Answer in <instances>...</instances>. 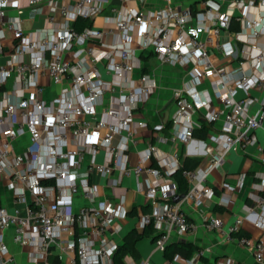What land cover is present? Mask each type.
<instances>
[{
  "label": "built area",
  "instance_id": "1",
  "mask_svg": "<svg viewBox=\"0 0 264 264\" xmlns=\"http://www.w3.org/2000/svg\"><path fill=\"white\" fill-rule=\"evenodd\" d=\"M18 1L0 0V178H6L13 197L12 208L0 204V264H20L5 241L8 229L15 243L28 248L33 264H113L119 246L115 235L122 231L117 218L127 211L113 200L100 199L91 177L98 173L112 179L115 171L149 176L144 192L152 211L141 214L137 229L153 223L155 248L164 253L175 235H185L193 227L180 203L173 201L177 185L171 174L182 167L179 146L194 140L196 127H211L222 119L206 145L209 167L182 170L188 181L185 199L201 205L215 195L206 183L210 171L221 167L230 151L257 144V131L264 128V47L256 43L264 33V0H196L204 7L197 14L182 0H128L104 16L103 26L82 31L73 22L79 16L93 19L102 14L109 0H28L32 13L47 10V25L28 32L23 27L25 7ZM11 6L16 7L14 14L9 13ZM245 6L260 12L249 19L250 32L237 31L221 41L235 11ZM238 19L244 21V16ZM212 48L218 50L220 61L213 58ZM142 53L162 65L186 68L192 83L173 90L171 151L151 143L132 165L128 152L134 134L148 125L135 120L134 111L159 87L149 72L132 76L142 67ZM44 73L60 85L51 99H44L38 80ZM252 89L261 94L251 95ZM240 90L246 94L240 96ZM195 114L203 121H194ZM163 127L155 125L157 130ZM23 137L27 143L19 149L17 142ZM167 140L157 136L159 143ZM167 156L172 165L166 173L147 164ZM111 182L117 191L119 181ZM76 195L85 202L78 207ZM255 199L264 203L262 194ZM205 221L208 229L250 248L256 260L264 262V238L238 234L240 216L232 222L222 216ZM203 253L186 261L193 263ZM182 261L177 253L162 263L147 258L128 264ZM217 264L241 263L227 256Z\"/></svg>",
  "mask_w": 264,
  "mask_h": 264
},
{
  "label": "crops",
  "instance_id": "2",
  "mask_svg": "<svg viewBox=\"0 0 264 264\" xmlns=\"http://www.w3.org/2000/svg\"><path fill=\"white\" fill-rule=\"evenodd\" d=\"M182 1L190 6L196 14L204 10V7L196 0ZM245 1L248 3V0ZM18 3L25 7L22 17L23 27L26 32L43 28L47 25L46 9H42L38 13H32L29 9L28 0H19ZM128 3V0H109L108 6H106L104 12L92 19V26H103L105 23L104 16L106 14H111L112 8L120 5H127ZM15 12L16 7L11 6L9 8V13L14 14ZM259 13V10L254 9L252 6H245L243 9H237L230 28L222 32L220 40H229L233 33L237 31L245 30L249 33V19L252 18L253 15H258ZM241 16H244V21L238 19V17ZM195 17L197 18V16ZM3 28L10 40V31L5 24H3ZM256 43L259 47H264V33L257 37ZM239 44L242 45L240 42ZM211 52L213 58L217 62L220 61L218 50L212 48ZM140 57L143 63L142 67L136 69L132 73V76L137 78L140 72H149L157 78L159 87L143 105L134 111V119L147 121L148 125L138 128L134 134L135 141L131 143L128 152L129 163L132 165L138 163L142 151L151 143H157L161 151H171L173 143L170 137L173 129L171 124L167 128H165V125L171 122L172 114L176 108L173 90L175 87L184 84L190 85L192 83L186 68L162 65L155 57L145 53L140 54ZM239 57L240 59H244L243 53H241ZM247 67L248 64L246 65V68ZM105 76L110 77L109 74H105ZM38 80L40 84L44 86V99H51L58 94L60 85L54 84L48 74H40ZM203 82V84L207 85L209 80L205 79ZM200 86L201 85H198V87ZM31 90L33 89H27L28 92ZM245 94L244 91H239L240 96H244ZM250 94L260 95L261 92L258 89H252L250 90ZM107 97H109V94ZM193 119L196 122L203 121V117L200 114H195ZM158 123L164 124V127L160 130L155 128V125ZM203 125L195 128L194 140L192 142L179 146L182 165L185 164L187 169L196 167L205 169L209 167L210 161L209 155L206 153V145L211 143L209 137L213 130L221 127L222 119H219L213 126H209L207 131L203 130ZM157 136H166L168 140L167 142L159 143L157 141ZM120 137L121 136L118 134L115 141H120ZM257 137V144L248 145L245 149L230 151L227 154L225 163L221 167L213 168L210 171L206 183L212 186L215 191V195L211 201L196 205L194 202L184 198L179 202L181 209L186 214L187 220L193 227L185 235H175L172 243L193 244L198 247V250L191 257L186 256L184 253L176 252L175 254L180 253L184 257V261L180 264H217L219 259L227 256L233 257L241 264H264V262L261 263L256 260L250 248L239 244L236 240L226 239L217 230L208 229L205 224L206 218L210 216H222L225 220L232 222L238 215L243 219L241 226L243 234L255 239L264 238V203H260L255 199L256 195H264V188L262 185V181L264 180V128L257 131ZM26 143L27 138L23 137L17 142V148L22 149L26 146ZM102 157L103 154L100 153L97 159L101 161ZM147 164L159 168L166 173L172 165V160L167 156L160 162L154 157L147 161ZM171 177L177 185V194H180L181 192H178L177 181L172 174ZM111 178L119 181L117 185L119 188L117 191L114 190L111 182L112 179L110 178H106L98 173H93L91 180L98 186L100 199L113 200L125 207L127 211L124 217L117 218V223L122 225V231L119 233L121 240L119 242L117 241L120 245L124 243L125 239L131 235L134 229L138 231L137 225L139 224L141 214L152 211L151 201L144 192L146 181L149 179V176L143 174L141 177L137 178L135 176H125L119 171H115ZM6 181L5 177L0 178V204L12 208L13 197L6 185ZM84 203L83 198L80 195H76L74 198V205L78 207ZM12 235L13 230L8 229L6 231L5 241L10 252L20 264H33L28 258V248L21 247L15 243ZM151 239V241H148V239L144 237L138 240L135 243V251L133 253H127L123 257V264H128L130 260L139 262L147 258H150L156 263H162L169 259L165 257L164 253H162L163 256L157 254L158 250L155 248L152 237ZM200 250H203L204 253L196 257L193 263H188L186 261L189 258L195 257ZM50 260L55 262L56 258L50 256Z\"/></svg>",
  "mask_w": 264,
  "mask_h": 264
},
{
  "label": "trees",
  "instance_id": "3",
  "mask_svg": "<svg viewBox=\"0 0 264 264\" xmlns=\"http://www.w3.org/2000/svg\"><path fill=\"white\" fill-rule=\"evenodd\" d=\"M88 26H92V19L90 18L79 16L73 22V27L79 31H82L84 28ZM170 124L171 122L165 125V128H167ZM208 129H209V126L207 124H204L203 130L207 131ZM183 169H187L185 164H183L181 168L175 170L172 173V176L178 183V192L186 193L188 190V181L182 174ZM154 232H155V229H154L153 223L146 225L144 230L141 232L134 229L131 235H129V237L125 239L124 243L118 246V249L114 255L113 264H123V261H122L123 257L127 253H133L135 251V243L144 237L154 238V234H155ZM238 234H243V232L240 231L238 232ZM197 250H198V247L194 246L193 244H179V243L171 242L167 246L166 250L164 251V254H165V257L172 258L176 252H180V253H184L188 257H191Z\"/></svg>",
  "mask_w": 264,
  "mask_h": 264
},
{
  "label": "water",
  "instance_id": "4",
  "mask_svg": "<svg viewBox=\"0 0 264 264\" xmlns=\"http://www.w3.org/2000/svg\"><path fill=\"white\" fill-rule=\"evenodd\" d=\"M141 1H144V0H141ZM185 198V193H180V194H176L174 197H173V201L174 202H180L181 200H183ZM155 237V236H154Z\"/></svg>",
  "mask_w": 264,
  "mask_h": 264
},
{
  "label": "rangeland",
  "instance_id": "5",
  "mask_svg": "<svg viewBox=\"0 0 264 264\" xmlns=\"http://www.w3.org/2000/svg\"><path fill=\"white\" fill-rule=\"evenodd\" d=\"M2 62H3V59H0V64H1ZM115 238H116V240L119 242V241L121 240V236H120V234H116V235H115ZM146 239H148V241H151V240H152L151 237H146ZM153 243H154V242H153ZM162 253H163L162 251H158L157 254H160V255L163 256ZM153 262H155V261H153Z\"/></svg>",
  "mask_w": 264,
  "mask_h": 264
}]
</instances>
